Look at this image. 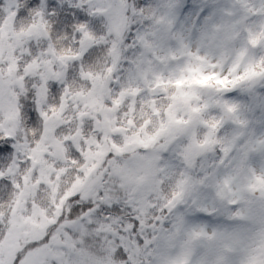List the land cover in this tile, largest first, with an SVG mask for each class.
<instances>
[{
	"label": "snow or ice",
	"instance_id": "6c2138e0",
	"mask_svg": "<svg viewBox=\"0 0 264 264\" xmlns=\"http://www.w3.org/2000/svg\"><path fill=\"white\" fill-rule=\"evenodd\" d=\"M119 2L120 0H64L63 3L60 0H0V196L7 197L14 190L17 183L14 178L15 170L27 168L32 163L28 156L35 145L27 135V129L39 130L41 135L50 134L52 138H56L61 132L65 133L63 139L71 147V157L80 166L85 164L88 155L82 151L85 144L90 146L108 139V133L99 121L94 126L89 119L81 121L79 126L73 124L71 129L67 126L70 123L69 114L72 121L76 120L78 112L82 117L87 116L72 84L84 81L85 67L93 62L101 49L108 51L107 44L97 45L93 43V37H106L108 16L113 6ZM124 2L125 15L129 20L127 32H130L131 22L137 18H145L146 13L135 3L130 5L128 0ZM225 17L228 18L227 21ZM148 18L155 25L156 31L138 37L141 47L148 37L154 39L158 31L172 27L167 13L159 14L152 10ZM262 18L264 0H229L227 5L223 4L218 8L210 29L213 34L229 30L235 32L244 24L250 25L248 37H252L253 31H259V35L264 36V30L257 24ZM101 28L102 33L99 31ZM62 37L72 54L67 62L56 47V41ZM249 43L254 45L256 39H250ZM181 48L188 50L189 55L192 54L187 45L181 43ZM172 58L175 59V55ZM257 58L264 65V55ZM13 69H16L15 75L12 74ZM222 71L226 72L227 69ZM108 74L111 90L123 96L125 84L118 73L116 58L108 68ZM258 76L254 86L248 87L240 83L223 92L219 97L220 107L212 114L215 123L211 127L214 130L218 128L214 132L217 138L211 141V154L215 159L212 161L211 171L208 168L200 175L202 181L211 178L218 191L232 193L223 205H217L208 199L202 201L199 194L185 199L184 182L172 177L169 180V184L173 185L170 191L161 187L158 192L153 191L148 196L145 207L147 216L151 219L146 224V218L135 210L134 201L112 203L107 199L109 193L104 188H97L95 194L87 198L81 192L67 201L68 214L72 218L71 228L61 229L64 220H57L43 239L24 245L14 254H0V264H94L95 259L105 253L108 244L112 245L113 258L120 264H135L133 253L136 249L145 248L147 251L150 240H155L160 232L210 242L209 254L185 252L183 256L168 259L167 264H264V234L258 237L256 230L251 227L256 223L264 227V194L257 202L244 204L232 192L238 185L241 173L249 177L256 176L257 168L251 164L254 155H259L262 160L260 175L256 176V180L264 183V131L255 132L253 122L247 114L240 111V105L228 98V94L235 90L252 93L257 85L264 86V68H261ZM111 99L110 97L107 101L109 104ZM260 108L264 110V104ZM16 113V123H13ZM20 128L25 129L23 134ZM85 128L87 136L81 139V132ZM261 128L264 129V124H261ZM69 131L71 135H68ZM112 140L122 145L125 137L113 136ZM209 143L208 137H205L200 146ZM179 144L182 142L164 148L159 154L155 163V175L152 166L142 158L149 156L146 151L127 158L110 152L104 161L109 167L104 169L102 165L101 169L109 177L117 169L122 170L121 183L128 189L141 184H152L169 171L183 176L184 168L187 167L182 155L183 147L178 149L177 154V158L182 161L183 170L176 168L173 171V166L163 158L164 153ZM75 175L80 179H89L80 168L75 170ZM181 206L185 211H181ZM201 213L225 219L234 227L210 230L207 225L189 220L190 215ZM113 214L123 216V223L128 226L127 236L130 239L125 242H122L125 236L123 231L104 239L106 225L112 223L107 217ZM93 224L100 235L95 238L94 243L92 240L87 241L86 251L65 252L62 246H57V236L63 240L70 231L80 228L86 230L87 226ZM6 235L7 229L0 226V241L5 240ZM50 248H55L64 255L53 260L48 251ZM153 264L159 262L154 260Z\"/></svg>",
	"mask_w": 264,
	"mask_h": 264
},
{
	"label": "rangeland",
	"instance_id": "374dc122",
	"mask_svg": "<svg viewBox=\"0 0 264 264\" xmlns=\"http://www.w3.org/2000/svg\"><path fill=\"white\" fill-rule=\"evenodd\" d=\"M155 1L154 10L159 14L167 13L170 16L172 27L171 29L158 31L154 39L149 37L143 42L142 53H144V58L138 61L139 65H132L129 67L131 70L128 69V74L132 76L134 85H131V81L127 78L121 79L125 84L123 96L113 92L109 86L107 101L110 97L112 99L110 104L105 105L103 102L105 101L106 76L104 80L97 84V89H95V93L100 95V101L97 102L94 96L87 98V102L92 103V105L86 112L87 116L82 117L81 121L89 119L96 123L98 117H100L99 122L108 133V139L103 143L98 141L90 146L88 145L85 164L75 166L76 162L70 155L71 147L63 139L65 133L61 132L56 138H52L50 134L43 135L38 149L29 154L28 159L32 161L31 165L27 168L15 170L14 178L17 181L15 188L19 190L18 198L16 205L9 210V214L8 209L3 208L2 213H0V226L7 229L6 239L0 241V254H14L25 244L43 239L49 228L55 225L60 218L62 203L58 201L81 192L85 193L87 198L93 196L97 188H104L109 193L107 199L110 202L134 201L136 204L135 210L139 211L140 214L143 212L147 214L145 205L148 196L153 191L158 192L161 189V181L170 180L172 177L184 182L185 199L194 194H199L202 201L208 199L214 201L217 205H223L228 197L229 192L218 191L211 178L205 181L201 180V172H205L208 168L211 171L210 167L215 159V156L211 154V141L215 139L208 138L210 143L203 147L200 146L205 138L200 139L197 137L196 129L204 122L200 121L199 113L205 112L209 115V119H213V111L220 107L219 97L223 92L240 83L248 87L256 84L260 72L249 67H251V60L257 64V57L264 55V36H260L259 31H253L252 37H248L247 31L250 25L244 24L240 25L235 32L231 30L219 34L211 32L210 26L215 13L223 4L227 5L229 0H201V2L199 0V3H201L200 12L203 11V14L192 11L191 7L183 11L186 0ZM114 8L115 5L109 15V22L111 27L118 30V28L128 25L129 20L122 17L120 26L115 27ZM224 19L228 20L227 17ZM257 24L264 30V18L258 21ZM153 31H156L155 27ZM252 38L256 39L254 45L249 43ZM181 43L189 47L191 55L188 54V50L181 48ZM246 49L247 51H245ZM116 51L118 52V48ZM242 52L244 55H241ZM173 55H175V59L172 58ZM201 57L203 59H200ZM70 59V57H64L65 62ZM213 65H216V67H213ZM222 69H227V71L224 72ZM244 71L246 75H244ZM15 72L16 69H13L12 74L15 75ZM195 75L200 76V81H204V84L202 82L200 85L191 84L183 92L179 89L178 93L173 95L175 103L173 108L170 107L162 112L166 104L161 103L160 101L164 100L157 96L164 93L163 91L171 83L170 81L172 79L177 81ZM238 76L242 79L238 78L236 80ZM209 79H214L213 85L206 83ZM204 87L210 88V93L206 99L202 97ZM127 95H131L133 99H138L141 106L149 102L158 103L155 107L160 112L155 111L157 112V118L155 116L151 128L146 131V134L140 136L126 135L121 128H117L116 119L113 116L119 110L120 103ZM228 98L240 105V111L247 114L253 122L255 132L264 131L261 128V124H264V110L260 108V105L264 104V86L257 85L252 93L235 90L228 94ZM199 101H204L200 107L201 110H198L195 104L196 102L201 105ZM152 106L154 107V104ZM16 116H18V113L15 114L13 123H16ZM80 123L79 121L78 126ZM204 125L208 130H214L211 127L212 124L205 123ZM216 131H218V128ZM86 133L87 129L85 128L81 132L80 138L85 137ZM221 135L223 136V133ZM113 136L125 137L123 144L114 143ZM177 142H182V144L164 153L163 158L173 166V171L176 168L183 170L182 161L177 158L178 149L183 147L182 155L187 164L183 176H178L176 173L169 171L152 184L146 186L141 184L128 189L125 184L121 183L120 172L122 170L117 169L109 177L101 169L102 165L104 169L109 167L104 161L110 152L127 158V156L146 151L149 156L142 158L146 159L148 164L152 166L153 175H155V163L159 154L164 148ZM192 148L195 149L193 156L191 155ZM32 153L34 155H31ZM251 164L257 168L256 176H259V168L262 164L260 156L254 155ZM77 168L85 171L86 177L89 179L77 178L75 175ZM256 176L249 177L241 173L238 185L232 190L241 203L251 204L258 201L252 198V193L264 189V183L258 182ZM167 184L169 190H171L173 185H170L169 182ZM117 187L119 190H116ZM120 192L121 195L118 194ZM0 199H3V196H0ZM181 211H185L183 206H181ZM204 216L206 219L201 220L203 219L202 216L190 215L189 220L196 224L207 225L210 230L213 229L209 216L207 214H204ZM216 218L217 220L226 221L220 217ZM110 220L112 223L107 224L104 230L105 240L110 236L119 235V230L125 232L122 242L130 239L127 236V225L121 227V224L112 219ZM64 227L71 228L70 221H64L61 229ZM251 227L256 230L258 237L264 234V227L259 223L253 224ZM217 228L221 230L228 229L225 223L222 226H217ZM90 231L95 238L100 235L96 231L95 224L87 226L86 230L80 228L74 232L86 235ZM71 232L63 240L57 236V241H59L57 246H62L65 252L80 250L72 240ZM209 245L210 242L206 240L184 239L174 234L168 235L160 232L155 240H150L147 251L145 248H139L136 249L133 255L135 264H153L154 260L158 261L159 264H167L168 259L183 256L185 252H196L197 255L209 254L211 250ZM48 251L53 260H57L64 255V253L57 252L55 248H50ZM94 264L102 263L99 259H95Z\"/></svg>",
	"mask_w": 264,
	"mask_h": 264
},
{
	"label": "trees",
	"instance_id": "16d2710c",
	"mask_svg": "<svg viewBox=\"0 0 264 264\" xmlns=\"http://www.w3.org/2000/svg\"><path fill=\"white\" fill-rule=\"evenodd\" d=\"M60 2L63 3L64 0H60ZM128 2L130 5L135 3L139 8L144 9L146 13L145 18L143 19L137 18L136 20H134L131 23L130 32H127L128 25H124L120 29L118 28V30H116V28L111 27V23L109 22L110 19L108 16V22H107L108 32H107L106 37L105 38H101L97 36L93 37L95 40V44L97 45L107 44L108 51L105 52L103 49H101L98 55L93 58V62L85 67L84 81L81 83L73 82L72 84V88L78 93V99L81 101V107L85 113L88 112L90 106L92 105V103L90 104L87 102V98L89 96H94L97 102L100 101V95H98V93H95V89H97L96 88L97 84L100 83L102 80H104V78L107 75H109L108 68L111 66L114 58H117V61H118V73L120 75V78L121 79L127 78L129 79V81H131L130 84L134 85V80L132 76L128 74V69L131 70V68L129 67L132 65H135V66L139 65L138 61H141L144 58V53H142V47L139 44L138 37L143 36L146 33H152V31L154 30L155 25H153L151 20L148 18V14L152 10H154L153 7H155L156 1L155 0H128ZM184 4L186 5L182 9L183 11L190 9L191 7L192 11L194 12L198 11L200 14H203V11L200 12L201 3H199V0H186ZM114 9H115L114 14L116 18L115 27H119L120 19H122V17L127 18V16L125 15L124 0H120L119 3H116ZM99 31L102 33L103 29L101 28L99 29ZM113 45H115L114 48H113ZM56 47L59 50L61 55H63L64 57L72 58L71 50L69 48H66L65 38L62 37L58 39L56 41ZM117 48H118V52L116 51ZM250 66L251 67L249 68H252L253 70L257 72H260L261 68H264V65L260 64L259 60L257 61V64L253 60H251ZM37 71H39V69H37ZM244 75H246L245 71H244ZM238 78H240V80L242 79V77L238 76L236 80ZM170 82L171 83L164 89L163 91L164 93H162V95L160 96H157L161 98V100H164V101H160L161 103L166 104V107L162 109V112H165V110L170 107L173 108L175 104L173 100L174 98L173 95L177 94L179 89H181L183 92V90H185L189 85L191 84L200 85L202 81H200V76L195 75V76H191L187 78L178 79L177 81L172 79ZM202 83L204 84V81ZM206 83L209 85H213L214 79H209ZM133 92H135L134 89H133ZM200 103L201 105L195 102L196 108L198 110H201L200 107L202 106L204 101H201ZM103 104L108 105L109 103L105 99ZM153 104H154V107L152 106ZM157 104H158L157 102L156 103L149 102L146 105L141 106V103L139 102L138 99H133L131 95H127L124 98V100L120 103L119 110L116 111L115 115L113 116L114 119H116L117 128H121L125 132L126 135L132 134L133 136L135 135L140 136L142 134H146V131L151 128V124H152L153 119H155V116L157 118V115H156L157 112H160L159 109H156L155 107ZM204 113L203 112L199 113L200 121H204V122L201 125H199V128L196 129L197 137L200 139L205 138V137H208L209 139L210 138L216 139V135L214 134L216 130H213V131L210 129L208 130L207 127H205L204 125L205 123H207L208 125H211L215 123V120L209 119V115L206 113L205 115ZM61 115H63V113H61ZM81 118L82 116L78 112L76 120L72 121L71 115L69 114L70 123L67 127L71 129L73 124L78 126V122L79 121L81 122ZM100 119L101 118L98 117V121ZM92 124L93 126L95 125V122L93 120H92ZM20 132L23 134L25 132V129L20 128ZM70 133L71 131L68 132L69 135ZM210 133L212 134L210 135ZM27 135L32 139V142L35 145V147L31 148L30 150V153H31L32 151H36L38 149L39 143L41 142L43 135H41L39 133V130H36V129H27ZM86 136H87V133L85 134V137ZM85 137H83L82 139H84ZM87 147L88 145L85 144L84 147L82 148V151L87 152L88 150ZM31 155H34V153H32ZM28 157H30V155ZM75 166H78V164L75 163ZM168 182H169V179H165V181H161V185L165 191H170L168 188V184H167ZM18 192L19 190L14 188V190L11 193H9L7 197H3V199H0L1 206H2L0 208V213H2V208H3L6 210L8 209V214H9V210H11L14 205H16V201L18 198ZM118 194L121 195V192ZM231 195L232 193L227 194L228 197ZM69 198L70 197H67V198H64L58 201L59 203L60 202L62 203L61 213H63V217H61V213H60L59 219H63L64 221L72 220V218L68 214L69 206L67 204V201ZM58 206L60 207L59 204ZM194 215H198V217L202 216L203 219L201 220L206 219L203 213L194 214ZM140 216L146 218L145 219L146 223H148L149 220L151 219L144 212L140 214ZM109 219H112L116 221L117 223L121 224V227H125L127 225L123 223L124 217L119 214H113L111 217H109ZM209 219L211 220L213 224V228H217V226H222L224 223L228 227V229H232L234 227L233 225L228 223L227 220L226 221L217 220L215 216H209ZM119 232H122V231L119 230ZM70 235L72 237V240L75 242L76 246L80 248V250L86 251L87 246H88L87 241L92 240L93 243L95 242V237L94 235H92L91 231L89 234H86V235L83 233L79 234L77 232H71ZM113 250L114 249L112 248L111 244L106 245L105 253L101 256H98L96 260L99 259L102 264H120L118 260H115L113 258V255H112Z\"/></svg>",
	"mask_w": 264,
	"mask_h": 264
},
{
	"label": "water",
	"instance_id": "95a60500",
	"mask_svg": "<svg viewBox=\"0 0 264 264\" xmlns=\"http://www.w3.org/2000/svg\"><path fill=\"white\" fill-rule=\"evenodd\" d=\"M93 43H95V40L93 39ZM109 80H110V77L109 75H107L106 79H105V99L107 100L108 99V96H109ZM210 93V88L209 87H204L202 89V97L204 99H206L208 97ZM195 149L192 148L191 150V155L193 156V153H194ZM264 194V189H259L255 192L252 193V198L254 200H259V198L261 197V195Z\"/></svg>",
	"mask_w": 264,
	"mask_h": 264
}]
</instances>
